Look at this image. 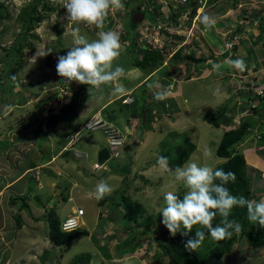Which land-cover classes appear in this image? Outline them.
I'll list each match as a JSON object with an SVG mask.
<instances>
[{
	"label": "rangeland",
	"instance_id": "1",
	"mask_svg": "<svg viewBox=\"0 0 264 264\" xmlns=\"http://www.w3.org/2000/svg\"><path fill=\"white\" fill-rule=\"evenodd\" d=\"M139 1H142L143 4H150L149 0ZM236 1L235 4H231L234 2L233 0H213L212 4L205 3L204 12L218 3L225 4L226 7L234 5V8L237 9L250 7V10L257 14L264 11V0ZM33 2L34 0H0V14L3 16L0 17V86H2L0 87V135H4L3 139L0 137V222L4 227L3 239L0 238V264H166L165 256H156L162 255L158 239L164 236L165 229L161 223L163 217L160 214V210L166 206L163 196L166 192L173 191L182 199L187 188L183 181L175 180L171 172L158 166L157 157L165 156L166 152L169 153V156L175 154L177 146L179 143H183L186 137L195 145V149L186 162L192 161L200 166L207 165L215 168L224 160L214 154V149L223 130L231 126L227 117H232L231 113L235 111L234 120H240L241 115L250 113L252 105L258 104L259 106L261 103L253 96L257 93L258 86H264V81L255 79L258 75L252 76L254 72L250 70V65L251 61L257 62L264 72V37L255 35L251 18L247 21H237L236 14L230 15L227 20L223 21V24L230 19L237 22L239 26L235 30L243 28L242 32L246 34L245 36L247 37L250 33L249 36L253 40L252 44H249V41L239 40L240 48L234 59L244 60L246 66L240 70L241 73L237 72L239 69L232 65L234 59L230 57L222 59V55L219 56L218 59L225 62L223 66H220L207 55L205 62L202 61L200 64V69L196 66L194 71L188 72L187 67L185 68L183 64L174 60L173 56L171 58L167 54L165 65L162 63L161 67L154 68L155 72L152 75H144L139 69L127 66L135 52L133 44H127L126 41H131L134 33L131 31L126 39L124 30L127 31L128 26L127 30L123 27L125 23L122 25L120 13L117 14L114 8H111L108 13L111 20L107 19L108 21L104 22L102 27H97L96 25L68 21L64 8L68 0H44L53 6V9H43L40 4L36 5V9L44 16L27 31L21 42V49L9 61V67L3 72L2 62L11 58L10 48L17 42L24 28L23 23L27 19L21 11L25 9L29 12ZM194 3L196 2L193 1L192 4ZM240 17L245 18L244 15ZM180 19V24L175 27L176 29L172 28L174 41L170 43L166 41V43L174 48L177 40L182 43L186 42L184 48L181 49V55L186 54L184 51H188L193 56L196 53L199 55L205 51L203 47L210 53V48L200 37L204 29L200 20H197L194 28L191 29V23L187 24V17ZM77 26L80 28L81 34H85L89 41L98 39L100 31L111 30L120 35L121 55L113 62V67L122 66L125 69L124 75L118 80L108 83L101 90V95L100 91H93L92 95L95 96L92 99L93 106L91 103H87L79 116L87 117L94 107L107 102V100L112 101V106H109L108 110L112 109L119 113L122 111L121 117L127 118V122L124 121L125 124L122 123V119L117 121L121 136L127 139V151L124 146L120 145L117 155L109 157L99 168L85 165L80 169L71 167L64 161L65 169L61 167L63 173L57 176L58 186L54 188V195L48 200V204L54 196L56 198L52 205L42 209L33 193H38L37 196L45 200L47 194L52 191L50 185L52 177L47 175L52 171L45 169V166H39L36 168L38 178H31L28 173L20 172L24 167H27L30 160L36 161V158H39L38 148L43 151L42 155L47 157V140L58 141L59 139L54 134L66 130V126L60 123L48 126L45 118L59 106L61 87L69 93L70 90L81 85L75 81L66 82L56 72L57 57L65 55L68 49L73 46V29ZM226 28L223 27V30L226 31ZM141 30H144V27ZM213 31L212 28L207 29L203 38L211 48L222 52L224 46L220 37L221 32L214 33ZM175 33H179L181 36L176 37ZM166 37L165 34L159 33L158 35L151 32H145V35L142 36L143 39L150 40L155 45H160ZM261 38L263 39L261 40ZM177 63L178 65H176ZM187 65H191V63ZM218 66L221 70L217 69ZM214 68L216 73L213 72ZM257 68L258 66L255 65L253 69ZM13 69L16 71L12 72ZM188 75H191V78L184 80V77ZM125 79H127V87L124 84ZM60 81H63V85ZM116 88H127L126 90L132 91L135 96L136 112L140 111L146 98L153 103V100H156L154 93L165 90L166 97L174 99L173 105H170L172 110H166L160 114L155 110L152 112V117L147 113V117L150 119L142 126L145 119L142 117V123H140V119H137L136 122L133 121L131 106H127L117 98ZM153 88L156 91H152ZM85 89L88 90L87 86ZM239 89L246 94L245 97H239V92H237ZM54 92H56L57 99L52 104V109V105L40 104L39 101L42 98L52 95ZM23 93L26 100L20 104L18 97ZM90 94L91 92H89V96H91ZM250 99L252 100L251 105L248 103ZM80 100L81 96L79 95L77 101ZM240 102L244 104L239 108ZM104 106L105 104L99 106L97 112H106ZM221 106L226 107V112L221 116L218 127H214L202 119L203 115H211ZM262 108L261 106L260 112ZM245 109L246 111H243ZM70 112L67 113V116ZM138 117L140 118V116ZM76 120L78 119L76 118ZM248 120L253 126H255L254 123L258 125L256 127L258 130L251 129L250 133L256 135L259 131L260 134H264V119L250 115ZM39 124L44 129L39 127ZM124 125L129 129L127 133ZM82 130L84 139L88 134L89 136L93 134V137L99 139L94 145L92 144V150L97 146L106 145L107 133L103 129ZM34 132H38L39 135L34 136ZM260 134L257 139L247 136L244 140L233 145V151H242L245 156L247 164L245 175L249 178L252 199L257 202L264 199V151L257 150L255 146L258 145L264 149L262 139H259ZM79 136L76 140V134L64 138V140L70 141L67 144L73 145V147L79 144L82 147L81 149L76 148L77 150L74 152L71 148L64 158H69L72 154L74 158L76 156L73 160L74 163L78 164L83 162L82 160L86 157L85 151H87L88 157L89 153L91 154L90 160H96L92 150L89 149L90 152H88L87 141H80ZM33 140L35 145L32 146ZM33 152L35 157H31ZM254 156L255 159L252 158ZM47 167H53V165ZM125 167H128L127 173H117V171L125 170ZM68 172L70 174L66 175ZM17 174L24 178L18 180L16 187L21 185L20 181L25 180V184L30 189L35 188L33 192L31 190H29L30 193L27 192L26 205L17 199L12 202V195L8 197L7 192L3 191L8 187H5L6 184L2 186V183ZM100 180H105L114 187L115 190L110 195L123 192L131 200L139 202L145 211V216L152 213L151 215L156 219L151 226L159 228V232L146 235L145 239H140L132 250L121 253L127 250L124 248V244H120L121 240L125 235L130 236L131 233L120 226L119 221L124 215L122 207L110 204L109 201L99 203L100 199L96 198L95 187ZM69 181L72 183L70 188ZM22 185L24 184L22 183ZM59 186L61 192L56 195V189ZM40 187L41 189L37 190ZM19 189L23 190L22 187ZM68 198L69 201H67ZM77 207H81L84 211L82 215L77 214L74 218L78 223L77 228L86 230L87 233L78 235L72 241L53 245L47 234L49 230L47 212H54L59 221H63L67 216L74 215ZM131 218L130 216L129 219ZM127 224L136 230L143 228L132 220ZM220 261L225 264H264V245L252 246L243 237L237 238L231 241L230 250L223 254Z\"/></svg>",
	"mask_w": 264,
	"mask_h": 264
},
{
	"label": "clouds",
	"instance_id": "2",
	"mask_svg": "<svg viewBox=\"0 0 264 264\" xmlns=\"http://www.w3.org/2000/svg\"><path fill=\"white\" fill-rule=\"evenodd\" d=\"M132 1L135 2L136 4L139 2V4H141L142 7L147 9V13L156 15L155 12L157 11L156 16H159V14H161L159 4L156 5L157 6L156 11L153 8V5L158 0H154L152 2L151 0H149V3H151L152 7L150 6V4L148 3L143 4L142 1H139V0H132ZM193 1L196 3L192 4ZM187 3L188 5L191 6L189 10L185 9V11H187L186 13V17L188 20L187 24L189 25L191 23L190 24L191 29L194 28L195 22L197 20H200V23L205 27V29H203V32H205L206 29H210L215 25L216 23L215 16L207 12H204L205 3L207 5L212 4V1L209 2V0H205L202 6H200L197 0H187ZM123 7L124 5L122 3V0H68V2L64 5V8L66 9V19L68 21L76 22L77 24L82 23L86 25H96L97 27L103 26L104 20L108 16L109 10L111 8L122 9ZM149 8H152V11H150ZM199 8H200V11L197 13ZM193 9H194V12H193ZM183 10H184L183 7L178 6L177 10L176 11L174 10L172 13L176 14L178 17L180 13L183 12ZM137 12H143V11L139 10ZM146 14L143 12V15H144L143 18L139 22L134 24L135 25L134 28L139 33L138 37H136V40H135V37H133L132 38L133 41L127 40L126 41L127 44L134 43L140 46H147L148 44L150 48L153 50L161 49L162 47H164V50L162 52L163 61L165 60V57L167 54L169 55V57H172L173 53L176 50H179L181 52V49L184 48L186 42L182 43L177 40L173 48L170 45L166 44V42L165 43L163 42V45L162 43L161 45H155L154 43H151L150 40L142 38V36L145 35V32L157 33L159 35V32H158L159 29L155 32L152 31L151 26L154 24L151 21H149L147 18H145ZM260 14L262 15V12ZM194 15H197L198 18L192 23V18ZM177 17L174 22H177ZM261 21H263V18L261 19ZM123 23L124 22H122V25ZM256 25L257 24L254 23L255 28H257ZM154 26L156 27V25ZM176 26H172V27L168 26L170 28V31L167 30V37H170V40L167 41L168 43H170V41L171 42L174 41V38H172V34H173L172 28H175ZM137 27H139L140 29H138ZM143 27H144V30H141L143 29ZM176 34L177 33H175L176 37L181 36L179 35V33L177 35ZM73 36H74L73 46L68 49L65 55H60L57 57L56 72L58 76L62 77L66 82L72 83L75 81L83 85H90L89 88L87 87L88 90L86 89H84V91L78 90L80 92V96L82 95L86 96L83 102L81 103V107L80 108L78 107L79 115H80L82 113V110L86 106V104L91 103V100L95 97V96L94 97L89 96V94L87 95L86 91L90 92V88H93V87H95L94 91H96V88H99L101 85L108 84L112 81L118 80L124 75L125 69L119 65L113 67V62L121 55L122 45L120 41V35L118 32L111 31V30L100 31L98 33V39L89 41L88 37L85 34H81V30L77 26L73 29ZM221 36L223 37L222 40H223L224 51L220 52V51H216L213 48H211L209 44L206 42V40L203 38V33H202L200 37L204 40L206 45L210 48V53H208L207 50L200 44L205 51L199 53V55L196 53V55L193 56L192 54L188 53V51H184L186 52V54L184 55H188V54L192 55L194 58L197 59V62H192L191 65H187L188 64L187 61L177 60V62H179V64L184 63L183 65L185 68L188 66H191V67L197 66V68L200 69L199 68L200 64L202 63V61L205 62V60L207 59V55L209 56V58H216L221 55L223 56V53L225 52L226 49H228L230 53H232L230 49L236 37L233 36V41L229 42L227 39L228 33L224 34L221 32L220 37ZM125 37L127 39V34H125ZM226 42L230 43L229 47H225ZM139 43H142V44H139ZM169 50L171 51L174 50V51L170 54ZM135 54L140 55L138 54V51H136ZM41 56H45V55H41ZM232 65L235 68L240 69V70H243L246 66L243 59H234L232 61ZM124 84H126V87H127V79H125ZM78 88L80 87L70 90V92L68 93L66 89H62L61 87L60 92L62 94H61V99L59 100V105L63 101L69 102L73 92L77 90ZM126 89L116 88L115 92H117V98L123 101L125 104H127V106L136 104L134 100L135 96L132 94V91L126 90ZM263 94H264V86L262 87L258 86V91L253 97H255L256 100L260 101L259 96ZM166 95H167V92L165 90L156 91L154 93V97L157 100H153V102L157 103L159 100L164 99ZM111 102L112 101L107 100V102H105L104 104L106 106L108 104H111ZM251 102L252 100L250 99L248 103L250 104ZM79 104H80V101H79ZM243 104L244 103L240 102L239 108ZM99 106L94 107L93 111H90L87 114L88 115L87 117H80L79 115L75 117V119L77 118L78 120H75L73 124V125H76L73 133L75 132L74 135L76 134L77 138L81 134V136H79L81 138L82 133L84 132L82 129H88V130L103 129L105 132L107 130L108 132H106L107 133L106 145H101L100 147L106 146L109 150L110 157L111 156L114 157L117 155L116 153H118L117 151H119L118 147L120 145L124 146L125 149L127 147V139H124V137L121 136V131L119 130V124L117 122L119 121V119L120 120L122 119V123H124V121L127 118H125L124 116V119H123L121 117V114H116L114 115V117H111L110 119H106L104 115L102 114V111L97 112V108ZM253 106H256V105L254 104L252 105V107ZM134 108H135V105H134ZM156 108L157 107H152L150 109L149 111L150 117H152V112H154ZM258 110H260V108H258ZM164 111L166 110L162 108L160 113H163ZM243 111H246V109ZM249 112H250L248 113L249 115L247 113H246L247 115L246 114L241 115L240 120L242 118L248 119L250 118V115H254L252 110ZM121 113L123 112L121 111ZM92 114H96V115L90 116ZM231 114H232L231 115L232 117H227L228 120L231 122V126L227 128L237 127L238 123L240 122V120H234V116H235L233 115L234 113H231ZM260 118L262 117H258V119ZM143 119H144V116H143ZM133 121L135 120L133 119ZM254 124L255 126L250 125L248 126L247 129L248 130L254 129L255 131L258 130L256 128L258 127V125L256 123ZM124 127L127 133L129 129L127 131L126 130L127 127L125 125ZM259 133H260L259 131L256 135L249 133L247 136L254 137L255 139H257ZM247 136L245 135L243 138H241V140H244V138H247ZM259 139H262V138L259 136ZM68 140H72V139H68ZM111 140H114V141H111ZM255 146L257 150H263L262 148H260V146L258 145H255ZM233 152H239V151H233ZM239 153L243 155L242 151H240ZM245 162H246V159H245ZM157 164L159 167H161L165 171L171 172L175 180L183 181L187 188V191L183 195L182 199L180 198L178 194H176L173 191H168L163 196L166 206L160 210V214H162V217H163L161 223L168 229L171 235L175 236L177 232H181L182 235H188L190 232H192L194 225H201L204 228L208 229V232L210 233L213 239L223 240L225 238H230L233 235V232H240L242 230V225L238 221L234 219H229L231 210L234 207H241V208L246 207L248 220L252 223H258L260 227L264 228V199L257 202L256 200L248 199L242 195L236 196L230 192L228 187H226V185L229 182L236 181L237 176L234 172H231V171L226 172L222 168H213L207 165L200 166L196 162H192V161L185 162L183 166L178 165L175 167V169H172L169 166L168 158L162 155L157 157ZM93 166H94L93 168H99V167H102L103 164L98 165L95 160ZM36 168L37 167L27 169L25 173H28L31 176V178H34V177L38 178V172L36 171ZM81 168L82 167H80V169ZM56 174H57L56 176L60 175L59 173H56ZM53 178H56V177L52 174V179ZM216 181H219V183H216ZM71 185L72 183L70 181V187ZM57 186L58 184H56V187ZM58 189H59V192L57 194H60L61 192L60 186ZM114 190H115L114 187L111 184H109L107 181L100 180L95 187L96 198L103 199L106 195H110ZM250 194H251V189H250ZM52 200L54 201V197ZM67 201H69V198ZM79 209H82V208L77 207L76 213L74 215H69L63 221H60L61 231L70 232V231L79 229L77 228V225H78L77 222H76V225L72 226L69 229H64L62 226V223L68 217H75ZM217 214H219V216L222 219H221L220 225H217L214 227L212 222L214 218L217 216ZM204 240H205L204 231L197 230L195 231V236L186 241L185 249L188 251H195L197 248H199L202 245Z\"/></svg>",
	"mask_w": 264,
	"mask_h": 264
},
{
	"label": "trees",
	"instance_id": "3",
	"mask_svg": "<svg viewBox=\"0 0 264 264\" xmlns=\"http://www.w3.org/2000/svg\"><path fill=\"white\" fill-rule=\"evenodd\" d=\"M213 0H209L211 2ZM231 4H235L237 2L236 0H233ZM122 3L124 7L122 9H116L114 8V11L119 14V17L122 22L125 24V29L130 31H126L125 34L131 33L133 31L135 40L136 37H138L139 33L138 31L134 28L135 25L131 21V15L137 11H143L145 14L147 13V9L142 7L139 2L137 4H134L132 0H122ZM40 4V7L43 9H48L52 10L53 6L47 4L44 2V0H34V2L30 6V11L27 12L25 9H23L21 12L26 16V21L23 23L24 28L19 36L17 42L10 48L11 50V58L5 62H2L4 67H3V72L5 71L6 68L9 67V61L14 57V55L18 52V50L21 49V42L24 40L23 38L25 37V34L27 33L30 28H32L36 22L40 21L43 18V14L40 13L36 9V5ZM147 7V6H146ZM157 6L154 7V10L156 11ZM119 11V12H118ZM194 12V9H193ZM192 12V13H193ZM157 15V11L155 12ZM256 14V13H255ZM251 14L252 17H249L251 21L257 24V27L263 28L264 27V14ZM156 15H152L151 13H147L145 15V18H147L149 21H151L154 25H157L160 20L158 19L159 17ZM258 15V16H257ZM261 15V17H260ZM6 16V15H5ZM0 17H3L0 14ZM177 15L172 13L169 18L167 19L166 26H174L173 21L176 20ZM259 17V18H258ZM263 18V21L259 19ZM107 19H110V16L105 18L104 22L108 21ZM111 20V19H110ZM125 32V30H124ZM160 34H165L167 35V29L165 28H160L158 30ZM122 37H124L122 35ZM170 37H167L164 39V43L166 41H169ZM133 41V40H132ZM229 42L233 41V35H230V38L228 39ZM171 42V41H170ZM132 43V42H131ZM133 44V51L136 52L138 51L137 55L135 54L132 56L131 59H129V62L127 63V66L130 67H135L139 69L142 73H149L151 72L154 68L158 67L162 61H163V55L162 52L164 50V47L161 49H151L150 46L147 44V46H140ZM167 44V43H166ZM152 47V46H151ZM133 52V53H134ZM173 59L178 60V61H187V63H192V62H197V59L194 58L192 55H181L179 50H176L173 53ZM16 60V59H15ZM127 62V61H126ZM128 68L126 67V70ZM16 69H13L12 72H15ZM263 73V71H262ZM61 85H63V81H60ZM108 84H103L99 88H96L97 91H100ZM90 87V85H83L81 84L77 90H75L71 96V99L69 102H61L60 105L52 112H50L46 118L45 122L50 126V124H55V123H60L63 126H66L67 129L65 132L73 133L76 125L74 124V119L77 115H79V109L81 107V103L85 99L86 96L82 95L80 104L77 101V98L80 95V92L78 90L84 91L83 87ZM2 87V86H0ZM94 91V87L90 88L91 96L94 97L92 92ZM95 92V91H94ZM86 94H89V91H86ZM19 103H23L26 100L25 94L23 93L22 95L19 94ZM56 92H54L52 95H48L45 98H42L39 102L41 105L43 104H48L52 105L56 101ZM259 99L261 101L260 105L256 106H251V110L254 115L257 117H262L264 118V94L259 96ZM173 99L172 98H167L165 97L162 100H159L157 103H152L150 102L149 104H144L142 108L140 109L139 112H136L134 110V104L131 105V112L133 113V119L135 120L134 122L137 121V119H140V123H142V117L144 116V126L147 123V120L150 119L147 117V113H149L150 109L152 107H157L156 111L158 114H160L161 109L164 108L165 110H172L170 105H173ZM167 104V105H165ZM80 105V106H79ZM263 107L261 112L258 110V108ZM53 105L51 106L52 109ZM59 108V109H58ZM58 111L56 112V110ZM176 109V108H175ZM226 107L221 106L220 108H217L216 111L211 114V115H203L202 118L206 122L211 123L214 127H218L220 125V118L221 116L226 112L225 111ZM71 111V112H70ZM145 111V112H143ZM69 115L67 116V113ZM231 112V111H230ZM145 113V114H144ZM140 116V118L138 117ZM114 117V116H112ZM127 120V119H126ZM253 122H255L253 120ZM252 126V124L249 123V120L247 118H242L240 122L238 123L237 127L233 128H226L223 132L222 135L214 149V154L219 157V158H224L222 162H220L215 168H222L226 172L231 171L234 172L237 176V179L235 182H229L226 187L229 188L230 192L233 195L236 196H244L248 199H252V196L250 194V187H249V178L245 175V167L247 166L245 162L244 156L239 153V152H233V145L239 141H241V138H243L245 135L247 136L250 132L247 129L248 126ZM255 125V124H254ZM39 127L41 125L39 124ZM38 129L40 130V128ZM37 128V127H36ZM42 128V127H41ZM43 129V128H42ZM36 135H39L38 132H34ZM260 134V133H259ZM260 137L262 138V143H263V148H264V134H260ZM195 149V145L191 140H187L186 137L183 141V143H179V145L176 148L175 154H172L169 156V153L166 152L165 156L169 160V166L172 169H175L176 166H182L189 158L191 152ZM264 151V149L262 150ZM67 152V151H65ZM80 168V167H79ZM128 167H125V170L117 171V173L124 174L127 172ZM115 171V169H114ZM125 180V179H123ZM216 183H219V181H216ZM125 197V198H124ZM24 197H15L12 198V201L21 200V203L23 205H26ZM15 199V200H14ZM105 201H109V203H113L115 206L122 207L124 210V217L120 219L119 223L120 226L124 227L125 231L128 233H131L130 236L125 235L123 240H121L120 244H124L125 250L124 252L122 251L121 253H127L130 250H132L137 242L141 239H145L146 235L148 234H154L159 232V228H156L155 226L152 227L151 224L154 222L156 219L155 216L149 214L148 216H145V211L141 207L138 201L136 200H131V198L126 195L123 192H119L115 195H106L103 199L99 200V203H103ZM132 211V212H131ZM48 216V224L49 230L47 231L48 237L53 245H60L69 241H72L78 235L87 233L86 230H80L77 229L75 231H70V232H64L61 231L60 229V221L58 217L54 214V212L49 211L47 212ZM132 217L129 219V217ZM221 217L219 214L214 218L213 220V226L220 225L221 223ZM229 219H234L238 221L242 225V230L240 232H233V235L230 238H225L223 240H216L213 239L208 232L207 228H204L201 225H194L192 232H190L188 235H182L181 232H177L175 236L171 235L168 229L165 227L164 229V236H162L161 239H158L160 242V249L162 252V255H156L166 257L167 262L166 264H225L220 261V258L223 256L224 253L228 252L230 250L231 246V241L236 240L237 238L243 237L246 239V242L252 246H263L264 245V228L260 227L258 223H252L248 220V215H247V208H241V207H234L231 210V214ZM132 220L133 222L141 225L143 228L141 230H136L129 226L127 222ZM19 222V220H17ZM197 230H202L205 233V240L202 243V245L197 248L195 251H188L185 249V243L188 239L192 238L195 236V231ZM183 231V229H182ZM46 254V253H44ZM46 256H48L46 254ZM45 258L47 259V257ZM50 259V258H49Z\"/></svg>",
	"mask_w": 264,
	"mask_h": 264
},
{
	"label": "crops",
	"instance_id": "4",
	"mask_svg": "<svg viewBox=\"0 0 264 264\" xmlns=\"http://www.w3.org/2000/svg\"><path fill=\"white\" fill-rule=\"evenodd\" d=\"M236 10V11H235ZM207 13H209V14H212V15H214L215 16V18H216V23H215V25L212 27V31L215 33H219V32H222V33H228V38L227 39H229L230 38V35H233V36H235L236 38H235V40H234V43H236L237 44V49H236V52L239 50V48H240V39H241V41H249V44H252V39H251V36H249V34L247 35V37L245 36L246 34L244 33V32H242L243 30V28H241V29H239L238 31H236L235 29H236V27L238 28V26L239 25H237L238 23L236 22L235 23V21H233V20H228L227 21V23L228 24H223V21L224 20H227L228 18H229V16L230 15H234V14H236V18H237V21H239V20H245V21H247V19H249V17H252V15L251 14H255L254 13V11L253 10H250V7H244L243 9H237V8H234V5H231V6H228V7H226L225 6V4H222V3H218V4H214L208 11H206ZM264 12L262 11V14H263ZM257 14V13H256ZM255 14V15H256ZM242 15H244L245 16V18L244 19H242L240 16H242ZM259 20H261V18L259 19ZM264 22V21H263ZM225 25V26H224ZM223 27H227L226 28V31H224L223 30ZM204 29H205V27H204ZM211 29V28H210ZM206 31H207V29H206ZM205 31V32H206ZM205 32H203V34L205 33ZM253 32H256V34L255 35H258L259 37L260 36H263L264 37V27L263 28H255V26H254V30H253ZM221 38H223L222 36H221ZM263 38H261V40H262ZM254 43V42H253ZM255 49V48H254ZM236 52L233 54V59L235 58V54H236ZM255 52V51H254ZM229 55H232V53H230ZM237 57V56H236ZM214 60H215V62H217V65H219L220 64V66L222 65H224L225 64V62L224 61H222L221 59L219 60L218 59V57H216V58H213ZM222 59H226V58H223L222 57ZM206 64H209V63H206ZM255 65H257L258 66V68L257 69H253L254 68V66ZM194 66H188L187 67V70H188V72H191V71H193L194 70ZM250 70H252V72H254L253 74H252V76H256V75H258L257 76V78L256 79H258L259 81H264V72L262 73V67H260V65L257 63V62H253V61H251V65H250ZM260 68V69H259ZM177 69V68H176ZM217 69H219V70H221L220 69V67L218 66L217 67ZM179 70V69H178ZM184 70V69H183ZM214 71V73H216V71H215V68L213 69ZM249 70V71H250ZM237 72H240V69H239V71H237ZM223 73H225V72H223ZM241 73V72H240ZM249 73V72H248ZM172 76H174V75H172ZM191 78V75H188V76H186V77H184V80H188V79H190ZM174 79V78H173ZM172 79V80H173ZM176 80V79H175ZM259 87H262V86H259ZM152 91H156L155 90V88H153L152 89ZM237 92H239V97H245L246 96V94L244 93V92H242L240 89L237 91ZM173 99V98H172ZM157 100V99H156ZM174 100V99H173ZM151 102V100L149 99V101H148V99L146 98L145 99V103L146 104H149ZM92 100H91V106H93L92 105ZM22 104V103H21ZM94 104V103H93ZM102 105H104V103L103 104H101L100 105V107L102 106ZM109 106H112L111 104H108V105H106L105 106V109H106V112H103L102 111V114L104 115V117L106 118V119H110L112 116H114V115H116V114H121V113H119L118 111H113L112 109L110 110H108V108H109ZM98 109V108H97ZM100 110H102V109H100ZM235 112V111H234ZM234 112H232V113H234ZM76 119H74V121H75ZM62 125V124H61ZM44 129V128H43ZM65 129H67V127L65 128ZM75 133V132H74ZM74 133H67V132H65V131H60V132H57V133H55L54 135L59 139L58 141H56V142H51V141H49V140H47V137H46V140H47V142H48V144H47V146H48V150H47V152H48V156L46 157V156H43L42 155V152L43 151H41L40 150V148H38V151L40 152V155H39V158H36L37 160L36 161H34V160H30L29 162H28V165H27V167H24L23 169H22V171L20 172V173H25L26 172V170L27 169H31V168H35V167H39V166H45L44 168L45 169H49L50 171H52V172H50V173H47V175L48 176H51L52 177V174L56 177V178H53V179H55V180H53L52 179V182H51V193H48L47 194V196H46V198H45V200H43L42 199V197H38L37 196V194L38 193H33V194H35L34 196V198H35V200L40 204L39 206H41V208L42 209H46L47 207H49V205L50 204H48V200L54 195L53 194V191H55V187H56V184H57V180H58V177L56 176L57 174L56 173H59V174H61V173H63V171L61 170V167H64V169H65V165H64V161L67 163V164H70L71 165V167H85V165H87L88 167H90V165H91V167H94L93 165H94V159L93 160H90V153H89V157H88V154H87V151H85L86 152V157H85V159L84 160H82L83 162H79L78 164H75L74 162L75 161H73V160H75V158H76V156H75V158L73 157V155L71 154V156L69 157V158H64L67 154H68V152H69V150L71 149V148H73L72 149V152H74L75 150H77L76 148H78V149H81L82 147H80V145L78 144V145H76V146H74L73 147V145H69V144H67V143H69L70 141H66V140H64V138H67V137H69V135H74ZM34 136H36V134L34 133L33 134ZM10 136V135H9ZM0 137H2V139L4 138V135H0ZM6 137V136H5ZM80 138V137H79ZM33 139H34V137H33ZM81 140L80 141H82V140H84L85 142L87 141V148H88V152H90L89 151V149H91L92 150V148L91 147H93V145L95 144V142H97V140L99 141V139H97V138H95V137H93V134H90V136L89 135H87V138L86 139H84L83 137L82 138H80ZM90 144H89V143ZM74 144H75V142H74ZM93 144V145H92ZM33 145H35L34 144V140H33V143H32V146ZM101 146V145H100ZM100 146H97L94 150H92V152H93V155H95L96 156V152H97V150L100 148ZM31 147V146H30ZM29 147V148H30ZM65 151H67V152H65ZM126 151H127V147H126ZM125 151V152H126ZM31 157H35L34 156V152L31 154ZM252 158H254L255 159V156L254 157H252ZM259 159V158H258ZM62 160V161H61ZM260 160V159H259ZM60 161H61V163H60ZM81 161V160H80ZM91 161H92V163H91ZM66 164V165H67ZM252 164V163H251ZM1 165H5V164H1ZM49 165H53V167H47V166H49ZM67 167V166H66ZM72 169V168H71ZM56 170H57V172H56ZM60 171V172H59ZM56 174V175H55ZM70 173L68 172V174H66V175H69ZM20 174H17V175H15V176H12L11 177V179L10 180H7V181H4L3 183H2V186H5L4 184H6V186L5 187H8L6 190H3V191H6L7 192V195H8V197L10 196V195H12V197L13 198H15V197H24V196H27V192H29L30 193V191L29 190H31V192H33V190L35 189V188H33V189H30L29 187H28V185H26L25 184V180H23V181H20L21 182V185L20 186H18V187H16V183L18 182V180H20L23 176H19ZM29 175V174H28ZM17 176V177H16ZM25 176V175H24ZM30 176V175H29ZM31 177V176H30ZM24 178V177H23ZM69 179H70V177H69ZM22 183L25 185H22ZM69 183H70V181H69ZM20 187H22V189L23 190H20L19 188ZM35 187V186H34ZM37 188V187H36ZM69 188H70V184H69ZM41 189V187L40 188H38L37 190H40ZM10 191V192H9ZM22 191V192H21ZM60 191H61V187H60ZM8 192H9V194H8ZM67 196H68V193H67ZM56 198V196H54V199ZM53 199V198H52ZM12 202H15V201H12ZM19 202H20V200H19ZM4 207V206H3ZM2 207V208H3ZM4 209V208H3ZM3 231H4V227H3V224H1V222H0V238L1 239H3Z\"/></svg>",
	"mask_w": 264,
	"mask_h": 264
},
{
	"label": "built area",
	"instance_id": "5",
	"mask_svg": "<svg viewBox=\"0 0 264 264\" xmlns=\"http://www.w3.org/2000/svg\"><path fill=\"white\" fill-rule=\"evenodd\" d=\"M197 2L200 4V6H202L205 2V0H197ZM157 4L160 5V13H162L163 15L159 14V20L160 22H158V24L156 25V27L154 25L151 26L152 28V31L155 32L157 31L158 29H160L161 27L162 28H165L167 29L168 31H170V28L168 26H166V23H167V19L169 18V16L172 14V12L175 10H177V7H183V12L180 13V15L177 17V22H174V26L176 25H179V21H180V17L183 16V17H186V13L187 11L186 10H189L191 8L190 5H188L187 3V0H158L154 5H153V8L154 6H156ZM150 6L152 7L151 3H150ZM150 11H152V8H149ZM200 11V8L198 9L197 13ZM197 15H194L193 18H192V23L197 19ZM161 45V44H160ZM230 46V43H225V47H229ZM168 49V48H167ZM174 50L171 51V53L173 52ZM170 53V54H171ZM106 132H108L106 130ZM77 137H75L76 139ZM111 141H114V140H111ZM83 211L82 209H79L77 211V214L80 215L82 214ZM77 216V215H76ZM75 216V217H76ZM75 217H68L63 223H62V226L64 229H69L71 228L72 226L76 225V221H75Z\"/></svg>",
	"mask_w": 264,
	"mask_h": 264
},
{
	"label": "water",
	"instance_id": "6",
	"mask_svg": "<svg viewBox=\"0 0 264 264\" xmlns=\"http://www.w3.org/2000/svg\"><path fill=\"white\" fill-rule=\"evenodd\" d=\"M143 12H137L136 14L133 15L132 17V23L133 24H136L137 22H139L142 18H143ZM226 24L227 21L225 22ZM236 49H237V44L236 43H233L232 46H231V52H232V55H229L230 51L228 49L225 50V52L223 53V58H233V54L234 52H236ZM229 55V56H228ZM126 130L128 131V128H126ZM110 157V153H109V150L106 146H102L100 147L97 152H96V162L98 165H102L103 163H105L108 158ZM59 192V189L57 188L56 189V194ZM53 203V200L50 201V204Z\"/></svg>",
	"mask_w": 264,
	"mask_h": 264
},
{
	"label": "flooded vegetation",
	"instance_id": "7",
	"mask_svg": "<svg viewBox=\"0 0 264 264\" xmlns=\"http://www.w3.org/2000/svg\"><path fill=\"white\" fill-rule=\"evenodd\" d=\"M136 13V12H135ZM135 13H133L132 15H131V20H132V17H133V15L135 14ZM161 43H162V45H163V41H161ZM172 58V57H171ZM163 62V64L162 65H165L166 64V60H164V61H162ZM184 64V63H183ZM161 65V66H162ZM176 65H178V63L176 64ZM160 66V65H159ZM160 66V67H161ZM154 72H155V70L153 69L151 72H149V73H147V74H145V75H152V73L154 74Z\"/></svg>",
	"mask_w": 264,
	"mask_h": 264
},
{
	"label": "bare ground",
	"instance_id": "8",
	"mask_svg": "<svg viewBox=\"0 0 264 264\" xmlns=\"http://www.w3.org/2000/svg\"><path fill=\"white\" fill-rule=\"evenodd\" d=\"M125 198V197H124Z\"/></svg>",
	"mask_w": 264,
	"mask_h": 264
}]
</instances>
